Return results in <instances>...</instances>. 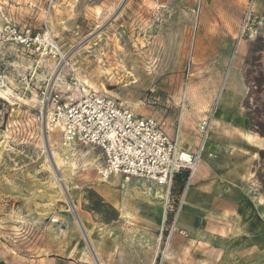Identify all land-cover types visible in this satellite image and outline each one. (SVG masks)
I'll use <instances>...</instances> for the list:
<instances>
[{"label": "rangeland", "instance_id": "1", "mask_svg": "<svg viewBox=\"0 0 264 264\" xmlns=\"http://www.w3.org/2000/svg\"><path fill=\"white\" fill-rule=\"evenodd\" d=\"M89 93L182 129V152L201 150L206 182L226 184L213 181L221 203L198 194V224L180 231L198 170L159 196L144 179L100 182L101 152L46 123L49 97ZM143 229L160 237L155 264L176 233H229L218 264H264V0H0V264H103L105 235Z\"/></svg>", "mask_w": 264, "mask_h": 264}, {"label": "built area", "instance_id": "2", "mask_svg": "<svg viewBox=\"0 0 264 264\" xmlns=\"http://www.w3.org/2000/svg\"><path fill=\"white\" fill-rule=\"evenodd\" d=\"M47 103V127L59 131L64 144L101 152L103 162L97 172L102 183L121 177L166 187L182 170H189L191 177L196 173L201 150L196 155L179 153L177 140L157 119L137 115L106 95L89 93L73 100L56 94ZM209 128L207 122L200 126L205 139Z\"/></svg>", "mask_w": 264, "mask_h": 264}, {"label": "crops", "instance_id": "3", "mask_svg": "<svg viewBox=\"0 0 264 264\" xmlns=\"http://www.w3.org/2000/svg\"><path fill=\"white\" fill-rule=\"evenodd\" d=\"M246 1V0H244ZM222 11H226L225 5H223ZM178 137H176L177 143L180 148L179 153H183L182 150H184L185 147V141H184V133L183 130L180 129V131L177 134ZM175 139V138H174ZM180 140V141H179ZM193 147V145H192ZM198 170V171H197ZM197 174L194 178V186L190 190L187 200L185 202V205L183 204L182 211L179 215L177 228L180 231L189 230L192 228V226L198 224V215L199 212V206H201L202 209V202L200 205L198 194L205 195L203 198L208 199L207 206H209V200L213 198H217L219 203L222 201V196L219 191H217V185H219L222 188H225L223 186H226L224 183H220V179L215 178L212 176L211 182H206L208 176H209V168H208V162L202 161L199 163ZM232 178L231 175L227 176V182H230V179ZM226 179H221V181L225 182ZM218 182L216 185L214 182ZM214 181V182H213ZM114 182V181H113ZM116 182V179H115ZM214 183V184H213ZM154 184V183H153ZM155 185V184H154ZM148 189L151 192H154L151 188L148 187ZM156 189V188H155ZM110 191V192H109ZM156 196H159L162 192H164L163 187H157L155 190ZM101 194L114 206L115 210L119 213L118 222H120V228L123 225V219H122V209L121 207L117 208L115 206V202H120V196L118 197L114 192H112L111 188H104L101 191ZM168 194V193H167ZM167 194L165 196H167ZM198 197V198H197ZM201 200V199H200ZM223 200V203H226V208H223L227 213L222 212V217L224 219H227L229 216H231L232 212V204L231 202ZM216 204V202H214ZM123 205L122 202H120V206ZM150 208L152 207L151 204H148ZM212 214H215L213 209H210ZM221 215V214H220ZM114 220L113 222H115ZM222 222L226 227L228 226V223L225 222V220L222 219ZM115 224V223H114ZM149 222L143 223L142 227L147 228L149 227ZM110 230H112V227L115 226L113 224H106ZM129 229V228H128ZM227 230L226 228L224 231ZM147 229H143V232L141 233H125V234H115V235H105V242H108V244H104L101 249L102 254V263L103 264H155L156 256L159 252V240L160 237L157 234L152 233H146ZM233 236L229 233L219 234V235H194L189 234L188 236L176 233L172 235L170 243L168 245V249L166 252L165 259L163 261V264H218V261L216 262V256L217 250L214 248V243L216 241H222V242H232ZM96 255L98 258V252H96ZM223 258V257H222ZM224 260V259H223ZM221 261L220 264H224V261ZM227 264V263H226Z\"/></svg>", "mask_w": 264, "mask_h": 264}, {"label": "trees", "instance_id": "4", "mask_svg": "<svg viewBox=\"0 0 264 264\" xmlns=\"http://www.w3.org/2000/svg\"><path fill=\"white\" fill-rule=\"evenodd\" d=\"M175 177H176V181H179L180 180L181 181V186H183L184 185V182L189 177V172L188 171H182L181 173L176 174ZM182 178L184 179V181H182ZM93 194L96 195V193H93ZM102 206L104 208L110 210L111 213L114 214V216H112L111 218H109L108 220H106V223H110L111 221L117 220L119 218L118 212L113 207H111L110 205L105 204V203Z\"/></svg>", "mask_w": 264, "mask_h": 264}, {"label": "bare ground", "instance_id": "5", "mask_svg": "<svg viewBox=\"0 0 264 264\" xmlns=\"http://www.w3.org/2000/svg\"><path fill=\"white\" fill-rule=\"evenodd\" d=\"M50 43H51V41H50ZM53 44V43H52ZM2 97H3V95H2ZM5 97V96H4ZM212 122H214V120L212 121ZM208 135H209V133H208ZM208 135H207V139H208ZM178 137V136H177ZM180 141V140H179ZM207 143V140H206V142H205V144ZM205 144H204V147H203V149H205ZM70 145H73V144H70ZM185 157L186 158H188V156L185 154ZM158 187H163V188H165V186H159V185H157ZM170 186V185H169ZM188 190V189H187ZM187 193V192H186ZM185 198H187V196H185ZM185 198H184V200H185ZM184 203V202H183Z\"/></svg>", "mask_w": 264, "mask_h": 264}]
</instances>
